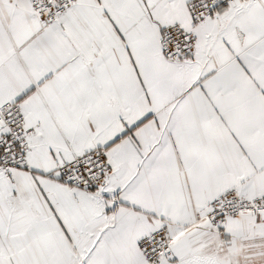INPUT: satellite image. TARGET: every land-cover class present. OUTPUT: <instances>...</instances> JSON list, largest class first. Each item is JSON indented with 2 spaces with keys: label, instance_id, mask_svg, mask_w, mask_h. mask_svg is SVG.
<instances>
[{
  "label": "snow or ice",
  "instance_id": "snow-or-ice-1",
  "mask_svg": "<svg viewBox=\"0 0 264 264\" xmlns=\"http://www.w3.org/2000/svg\"><path fill=\"white\" fill-rule=\"evenodd\" d=\"M0 264H264V0H0Z\"/></svg>",
  "mask_w": 264,
  "mask_h": 264
}]
</instances>
